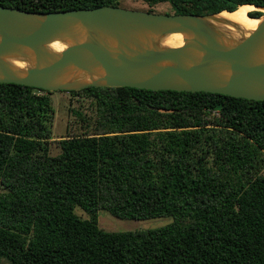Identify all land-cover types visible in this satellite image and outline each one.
I'll use <instances>...</instances> for the list:
<instances>
[{"label":"trees","instance_id":"16d2710c","mask_svg":"<svg viewBox=\"0 0 264 264\" xmlns=\"http://www.w3.org/2000/svg\"><path fill=\"white\" fill-rule=\"evenodd\" d=\"M141 1L148 6L125 8L264 7V0ZM121 4L0 0L28 11ZM52 92L0 83V264H264V100L89 86L67 91L73 122L52 139ZM100 210L170 220L111 231L98 225Z\"/></svg>","mask_w":264,"mask_h":264},{"label":"water","instance_id":"95a60500","mask_svg":"<svg viewBox=\"0 0 264 264\" xmlns=\"http://www.w3.org/2000/svg\"><path fill=\"white\" fill-rule=\"evenodd\" d=\"M219 13L0 5V83L47 91L129 86L264 100V14L254 29L233 36L217 25H232ZM175 33L182 44H165Z\"/></svg>","mask_w":264,"mask_h":264},{"label":"rangeland","instance_id":"374dc122","mask_svg":"<svg viewBox=\"0 0 264 264\" xmlns=\"http://www.w3.org/2000/svg\"><path fill=\"white\" fill-rule=\"evenodd\" d=\"M119 2L122 3L121 5H123V7H127L129 5L133 8H146L148 6L141 0H119ZM153 7L159 13H172V9L168 3H158ZM50 96L54 107L52 139H59L61 136L66 134L67 123L73 122V119L69 117L67 113L68 100H70V97L73 99V96L67 91H53ZM73 103L77 102L73 100ZM50 148L52 154H55L59 151L55 143H52ZM75 212L82 218L88 217V215L80 208H76ZM97 216L98 225L105 230L111 231L148 229L163 225L170 220V217H155L146 219L119 218L111 215L105 210L98 211Z\"/></svg>","mask_w":264,"mask_h":264},{"label":"bare ground","instance_id":"6f19581e","mask_svg":"<svg viewBox=\"0 0 264 264\" xmlns=\"http://www.w3.org/2000/svg\"><path fill=\"white\" fill-rule=\"evenodd\" d=\"M254 9H256L254 5H245V6H241L238 10L234 12L223 11L219 13L217 16L222 20H226L230 22V24L232 25H228L223 22L222 23L218 22L217 25L221 28L226 27L227 29H229L231 35L233 36H240L242 34H246L248 31L254 29L261 19V17L260 18L252 17L249 15V12H251ZM233 24H236L238 27L236 28L235 26H233ZM164 43L172 46L181 45L182 37L178 33L171 34L165 39ZM55 47H58V49L62 48L58 44H55ZM17 64L23 65L22 62H17Z\"/></svg>","mask_w":264,"mask_h":264}]
</instances>
